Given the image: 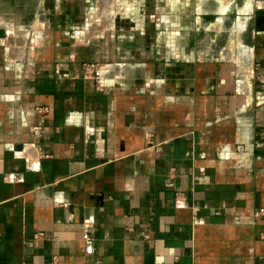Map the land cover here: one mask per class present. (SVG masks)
I'll use <instances>...</instances> for the list:
<instances>
[{"label": "crops", "instance_id": "0c3cea01", "mask_svg": "<svg viewBox=\"0 0 264 264\" xmlns=\"http://www.w3.org/2000/svg\"><path fill=\"white\" fill-rule=\"evenodd\" d=\"M39 1L0 31V264H264V11Z\"/></svg>", "mask_w": 264, "mask_h": 264}, {"label": "flooded vegetation", "instance_id": "af4514ba", "mask_svg": "<svg viewBox=\"0 0 264 264\" xmlns=\"http://www.w3.org/2000/svg\"><path fill=\"white\" fill-rule=\"evenodd\" d=\"M146 3H149L148 6L151 7L152 5V0H145ZM144 1V2H145ZM198 3V5H202V9L205 6L207 0H191L190 4L193 3ZM138 4H142L143 1L142 0H137ZM118 5H124V0L120 1L119 3H117ZM226 4L229 5V9H228V14L227 17L224 18V23L223 25L226 26H230L232 22L235 21L236 17L241 16L243 21L246 23V27H247V35L246 37H248L249 34V30H251L252 28H256L258 26L262 25V21H261V17L260 14L261 10L264 11V0H262V4L258 5L259 2L256 0H228L226 1ZM201 7V6H200ZM148 8V7H147ZM241 9V14L238 13L237 11ZM218 17L215 16L214 14H211L208 12V14H203L201 19L202 21H215ZM222 19V18H221ZM241 19V18H240ZM226 34L224 33L223 36H225Z\"/></svg>", "mask_w": 264, "mask_h": 264}, {"label": "rangeland", "instance_id": "374dc122", "mask_svg": "<svg viewBox=\"0 0 264 264\" xmlns=\"http://www.w3.org/2000/svg\"><path fill=\"white\" fill-rule=\"evenodd\" d=\"M27 0H0V10L2 11V13L0 12V31H2L4 33V26H3V23L5 22V12H7L8 10H16V11H19V9L21 8V6L24 5V3L26 2ZM51 1L52 0H41V2L39 3V5L41 4V7H48L50 4H51ZM62 1V4L64 5L66 2L65 0H61ZM77 1L78 4L80 5H84L85 7H89V8H99L101 7V9H109V5H113L114 3H119V0H86L84 2V0H75ZM168 0H157L156 2V5H158L157 9L159 11V13L161 14V12L164 14H167L165 12H167L168 8H167V5H168ZM186 1L187 5H189L188 3L191 1V0H180V3L183 5V2ZM258 2H262V0H256ZM54 2V1H53ZM208 4H210L212 7H214L213 5L216 4L215 3V0H207ZM30 3L32 5H37L36 3V0H30ZM55 3V2H54ZM53 3V4H54ZM191 3V2H190ZM213 4V5H212ZM262 3H259L258 5H261ZM192 5V4H191ZM193 6H198V3H193ZM209 6V5H208ZM188 9V8H187ZM213 9V8H211ZM159 14V17L161 18L162 15ZM93 16H96L95 14ZM95 21L98 20V16L94 17L93 18ZM4 21V22H3Z\"/></svg>", "mask_w": 264, "mask_h": 264}, {"label": "built area", "instance_id": "2783aa9c", "mask_svg": "<svg viewBox=\"0 0 264 264\" xmlns=\"http://www.w3.org/2000/svg\"><path fill=\"white\" fill-rule=\"evenodd\" d=\"M45 111H47V109H41V108H38L37 109V112L38 113H42V112H45ZM43 237V233H36L34 236H33V242H35L36 240H38V239H41Z\"/></svg>", "mask_w": 264, "mask_h": 264}]
</instances>
